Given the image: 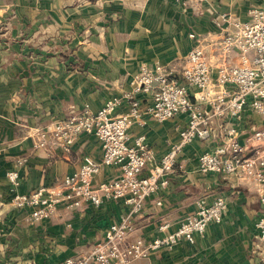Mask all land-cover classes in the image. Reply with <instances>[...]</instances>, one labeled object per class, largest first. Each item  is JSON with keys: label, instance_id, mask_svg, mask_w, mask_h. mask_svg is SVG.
<instances>
[{"label": "crops", "instance_id": "crops-1", "mask_svg": "<svg viewBox=\"0 0 264 264\" xmlns=\"http://www.w3.org/2000/svg\"><path fill=\"white\" fill-rule=\"evenodd\" d=\"M68 6L76 8L67 19L68 31L57 32L53 43L67 36L72 41L70 49L66 47L69 58L63 59L60 49L44 46L0 48V264H61L82 255L105 237L126 209L123 200H106L100 207H61L55 216L36 224L29 208L14 206L10 171L19 174L18 192L29 194L57 186L80 168L85 157L96 161L103 157L100 141L87 133L70 150L35 149L37 127L85 109L96 112L110 99H122L133 90L134 76L145 63L180 68L196 44L192 35L217 39L220 15L248 21L250 9L264 8V1L204 0L199 10L185 0H72ZM80 8L83 12L77 15ZM238 62L237 53L224 59L225 64ZM139 98L144 109L152 104L149 94ZM128 111L129 104L123 101L115 114ZM144 119V124L131 126L130 141L144 135L159 161L179 140L188 116L159 122L146 114ZM222 124L216 123L217 135L211 140L196 139L178 155L167 186L149 198L135 218L134 237L152 239L174 232L185 217L197 211L201 199L225 198L223 220L210 224L193 244L183 241L133 264H264V240L257 225L264 217V188L199 170L200 155L215 151L222 143ZM230 125L246 144L253 131L264 128V121L248 107ZM120 172L116 166H104L93 184L97 187ZM149 173L148 168L143 176ZM164 224L169 225L166 231L160 229Z\"/></svg>", "mask_w": 264, "mask_h": 264}, {"label": "built area", "instance_id": "built-area-1", "mask_svg": "<svg viewBox=\"0 0 264 264\" xmlns=\"http://www.w3.org/2000/svg\"><path fill=\"white\" fill-rule=\"evenodd\" d=\"M203 2L185 0V4L198 10ZM216 25L220 29L217 39L192 35L196 44L180 68L145 63L134 76L133 90L122 99H110L96 112H74L35 129L34 148L60 146L70 150L79 136L87 133L98 138L103 157L99 161L85 157L80 168L57 186L41 187L29 194L18 192L19 174L10 171L12 203L18 208H29L33 223L52 218L61 207H100L106 200H123L126 206L124 215L108 227L101 241L61 264H132L183 241L193 244L210 224L220 223L226 212V199H202L197 211L185 217L174 232L152 239L134 237L135 218L146 201L167 186L169 175L177 167L178 155L196 139L215 137L218 121L224 124L219 130L222 143L215 151L200 155L199 170L204 174L233 176L264 188V128L253 131L247 143L242 144L238 130L230 125L241 119L248 107L264 121V8L250 9L248 21L222 14ZM235 53L239 54V63L225 64V57ZM142 94L152 97V104L145 109L139 98ZM123 101L128 102L129 111L116 115ZM146 114L159 122L188 116V125L180 131L179 140L159 161L144 135L130 141L131 126L144 124ZM104 166L118 167L120 175L95 187L93 179ZM148 168L150 173L143 176ZM257 225L264 240V217ZM168 228L164 224L160 229Z\"/></svg>", "mask_w": 264, "mask_h": 264}, {"label": "rangeland", "instance_id": "rangeland-1", "mask_svg": "<svg viewBox=\"0 0 264 264\" xmlns=\"http://www.w3.org/2000/svg\"><path fill=\"white\" fill-rule=\"evenodd\" d=\"M70 1L72 0H0V48L20 49L26 47L25 44L29 45V49L44 46L47 50L60 49L62 58H69L66 47L70 49L72 41L67 36L60 37L63 39L61 42L56 40L53 43V40L58 37L57 32L62 35L65 33L63 28L68 31L67 19L72 9L76 10L69 9ZM77 10V15H81L83 10ZM35 139L36 132L33 133L34 143Z\"/></svg>", "mask_w": 264, "mask_h": 264}]
</instances>
